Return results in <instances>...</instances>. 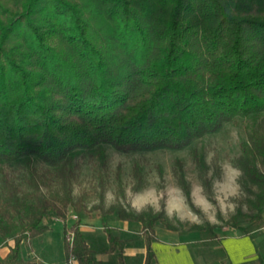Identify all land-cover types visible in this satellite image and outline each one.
I'll list each match as a JSON object with an SVG mask.
<instances>
[{
	"label": "trees",
	"instance_id": "obj_1",
	"mask_svg": "<svg viewBox=\"0 0 264 264\" xmlns=\"http://www.w3.org/2000/svg\"><path fill=\"white\" fill-rule=\"evenodd\" d=\"M237 118L249 119L239 124L246 141L235 161L248 212L238 208L224 227L254 238L264 236V0H0V166L24 163L29 174L24 191L1 171L0 248L14 246L0 264H29L24 245L66 222L70 211L77 221L64 227L67 264L110 263L100 255L127 264L129 248L145 251L142 264H157L156 229L179 227L165 212L105 208L107 147L183 151ZM83 154L103 188L100 206L89 210L74 197ZM191 156L211 200L205 153L193 148ZM176 167L194 208L184 165L177 160ZM122 176L119 167L124 198ZM133 179V193L147 188L139 164ZM98 211L105 236L96 241L81 228ZM111 220L137 223L141 232L113 228ZM218 228L181 232L195 234L188 242L195 264H233ZM259 248L264 255V238Z\"/></svg>",
	"mask_w": 264,
	"mask_h": 264
},
{
	"label": "rangeland",
	"instance_id": "obj_2",
	"mask_svg": "<svg viewBox=\"0 0 264 264\" xmlns=\"http://www.w3.org/2000/svg\"><path fill=\"white\" fill-rule=\"evenodd\" d=\"M247 121L249 119L237 118V124H226L217 134L195 140L189 148L183 151L157 150L123 154L107 147L111 178L106 189H104L105 208L108 209L112 205L121 203L128 211L136 213L149 210L156 213L165 212L166 217L179 227L180 231L177 232L180 234L179 239L186 244L189 240L194 239L195 234H182L181 232H187L191 226L209 223L225 228L224 222L235 215L238 208H243L245 212H248L246 204L248 193L242 188V173L235 164L236 159L241 155L240 146L246 141L239 124ZM193 148H198L205 153L206 163L209 167L208 178L212 180L211 200L203 188L199 171L193 162L191 156V149ZM177 160H180L184 165L185 177L191 188L194 208L188 204L184 192L178 185V178L175 174ZM78 161L81 164V171L78 181L74 184V197L75 199H84L89 210L100 206V195L103 188H101L98 178L94 174V164L89 156L83 154L78 158ZM136 164L143 168L147 181V188L139 193L132 192L133 169ZM35 166L39 169L45 167L39 161L35 162ZM119 167L123 173L124 198L120 197L116 181V173ZM261 168L264 171L263 165ZM233 170H238L240 175L234 177ZM1 171H7L24 191H29V174L24 163L0 166V183ZM99 214V211L94 212L92 214L94 218L84 221L87 222L88 230L92 232L91 238L96 241L105 236ZM74 215V212L70 211L68 218H73ZM108 225L113 228L123 227L120 222L115 223L112 220L108 222ZM130 226H139V224L131 223ZM252 236L259 238L260 235L253 233ZM262 241L263 239L258 242V248ZM129 252H134L135 257L128 260L127 264H142L143 250L128 249L126 253ZM259 252L264 259L260 248ZM109 264H117V260H112L110 257Z\"/></svg>",
	"mask_w": 264,
	"mask_h": 264
},
{
	"label": "crops",
	"instance_id": "obj_3",
	"mask_svg": "<svg viewBox=\"0 0 264 264\" xmlns=\"http://www.w3.org/2000/svg\"><path fill=\"white\" fill-rule=\"evenodd\" d=\"M76 221L77 217L74 215L73 218H68L66 222H55L41 239L24 245V259L29 264H67L64 248V227L70 228ZM130 224V222H120L123 227L118 229L129 234H139L141 232L140 225L130 226ZM86 225L87 222H84L81 228L82 231L88 235L92 234ZM216 232L233 264L255 262L260 258L261 253L258 249V242L264 238L263 235H260L259 238L256 236L255 238L246 237L242 236L238 230L228 227L219 228ZM156 235L158 240L153 244V249L157 257V264H195L188 243L180 241L179 233L168 231L164 228H157ZM13 246L14 243L9 242L6 247H1L0 256L5 258L10 252V247ZM126 251L125 254L128 260H132L135 257V253H126ZM99 259L105 263L110 262L109 255H100ZM73 264H77V262L73 261ZM210 264L221 263L216 261Z\"/></svg>",
	"mask_w": 264,
	"mask_h": 264
},
{
	"label": "built area",
	"instance_id": "obj_4",
	"mask_svg": "<svg viewBox=\"0 0 264 264\" xmlns=\"http://www.w3.org/2000/svg\"><path fill=\"white\" fill-rule=\"evenodd\" d=\"M73 241H74V235H73V234H69V235L67 236V238H66V242H67L68 244H72Z\"/></svg>",
	"mask_w": 264,
	"mask_h": 264
},
{
	"label": "clouds",
	"instance_id": "obj_5",
	"mask_svg": "<svg viewBox=\"0 0 264 264\" xmlns=\"http://www.w3.org/2000/svg\"><path fill=\"white\" fill-rule=\"evenodd\" d=\"M232 174H233L234 177H238L240 175L238 170H233Z\"/></svg>",
	"mask_w": 264,
	"mask_h": 264
}]
</instances>
